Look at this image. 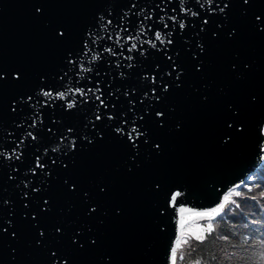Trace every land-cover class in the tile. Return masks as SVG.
Instances as JSON below:
<instances>
[{
  "label": "water",
  "instance_id": "water-1",
  "mask_svg": "<svg viewBox=\"0 0 264 264\" xmlns=\"http://www.w3.org/2000/svg\"><path fill=\"white\" fill-rule=\"evenodd\" d=\"M0 76V264H172L264 161V0H0Z\"/></svg>",
  "mask_w": 264,
  "mask_h": 264
},
{
  "label": "trees",
  "instance_id": "trees-1",
  "mask_svg": "<svg viewBox=\"0 0 264 264\" xmlns=\"http://www.w3.org/2000/svg\"><path fill=\"white\" fill-rule=\"evenodd\" d=\"M226 196L225 210L212 217L217 218L211 233L202 241L188 237L179 247L176 243V264H229L224 253L231 250L239 253L235 264H264V165Z\"/></svg>",
  "mask_w": 264,
  "mask_h": 264
},
{
  "label": "snow or ice",
  "instance_id": "snow-or-ice-1",
  "mask_svg": "<svg viewBox=\"0 0 264 264\" xmlns=\"http://www.w3.org/2000/svg\"><path fill=\"white\" fill-rule=\"evenodd\" d=\"M229 2H230V0H229ZM248 2H249V0H244V3H248ZM228 6H229V5H228L227 3L224 4V7H220V8H219V11H220L221 13H224V12H225V9H226ZM37 11H39V9H37ZM193 15H195V13H193ZM257 20L259 21L260 18L257 17ZM205 23H207V21H205ZM180 27L183 28L184 25L181 24ZM58 34H59L60 36H63V32H59ZM155 37H156L157 40H160V39H161V33H160L159 31H157V32L155 33ZM171 42H172L171 40L168 41L169 44H170ZM154 46H155V45H154ZM132 47L135 48L136 45L133 44ZM198 47L201 49V51H203V45H198ZM165 55H167V51H165ZM168 59H169L170 61H173V63H172V71L168 72L167 75H168L169 77H171V76H172V73L175 72V73H176V79L179 80V79H180V76L182 75V70L179 69L178 65L176 64L175 60L172 59V57H168ZM156 67H157V69H158V68H159V65H157ZM199 67H200V66H198V68H199ZM15 78H19V74H18V73L16 74V77H15ZM147 78H148V77H145V79H147ZM0 79H4V77H3V76H0ZM156 79H157V76H156L155 74H153V76L151 77V80H152L153 85H155V81H156ZM163 87H164V91H166L168 86H167V85H164ZM153 92H155V87H153ZM43 94H44V96H49V95H51V93H50V92H47V91L44 92ZM58 95H59L60 97H64V93H63V92L59 93ZM145 95H147V93H146ZM28 99L30 100L31 97H28ZM97 99H99V97H97ZM155 99L158 100V99H159V96H156ZM100 102H101V104L104 103L103 100H101ZM14 104H15V101H14ZM67 107H68V108H72V107H74V103H69V104L67 105ZM15 110H16V109H15V107H14V108H13V111H15ZM156 115H157L158 117H162L164 114H163L162 112H157ZM96 119H97V120L101 119V116H100V115H96ZM92 126H93V128H95V122H94V121L92 122ZM229 126L231 127V125H229ZM30 127H33V128H34V127H35V124L30 125ZM241 130H242V129H241ZM49 131H51V129H49ZM68 131L71 132L72 129L69 128ZM116 131H117V132H120L121 130H120L119 128H117ZM28 135L31 136L32 134H31V133H28ZM32 139L35 140L36 137H35V136H32ZM89 142L91 143V141H89ZM133 146H135V144H133ZM72 147H73V148L75 147V143H74V142H73V144H72ZM157 147H159V145H157ZM16 159L19 160V159H20V156H16ZM37 161H39V157H37ZM53 163H55V161H53ZM37 166L39 167L40 165L38 164ZM64 167H67V165H64ZM33 172H35V169H33ZM10 178H12V177H10ZM65 183H68V181L66 180ZM70 187H71L72 189H75L76 185H75V184H71ZM40 190H41V189H39V188H34V189H32V191H33V192H36V193H38ZM236 194H237L238 196L240 195V193H236ZM179 195H180V193H176V195L172 197V200L175 202L176 197H178ZM23 196H24L25 198H27V197H28V192H24V193H23ZM224 200H225V203L220 204V205L218 206V208H213V209H211V210L208 211V212H193L191 209H187V208L181 207V208L179 209V212H180L181 214H183V213H189V215H188L186 218H182V219L180 220V222H179V225H180L181 230L184 229V226H185L186 224H188L190 220H193V219H196V218L203 219V218H205V217L211 219L213 216H218V215H220V213L223 212V211L225 210V204H226L227 201L229 200V197L226 196V197L224 198ZM3 203L7 204V203H9V201H4ZM45 204H47V201H45ZM27 206H28V205L25 204V207H27ZM173 206H175V204H173ZM44 210L46 211L47 208H45ZM92 210L95 211L94 208H93ZM33 218H34V219L36 218V214H35V213H33ZM8 224L11 225V224H12V221L9 220V221H8ZM2 231H3V232H7L8 229H7V228H2ZM57 231L59 232L60 229H57ZM206 231L209 232V233H211V232L213 231V226H212V224H208ZM188 232L191 233V232H192V229H188ZM44 234H45L44 231L41 230V231H40V235L43 236ZM193 234L195 235V233H193ZM12 235L15 236V232H13ZM196 239L202 241V240L204 239V237H203L202 235H196ZM225 239H227V237H225ZM92 242L95 243L94 240H93ZM179 246H180V245H179V242H177V247H179ZM176 250H177L176 248H173V249H172V264H176ZM53 255H55V253H53ZM64 264H67V261H64Z\"/></svg>",
  "mask_w": 264,
  "mask_h": 264
},
{
  "label": "rangeland",
  "instance_id": "rangeland-1",
  "mask_svg": "<svg viewBox=\"0 0 264 264\" xmlns=\"http://www.w3.org/2000/svg\"><path fill=\"white\" fill-rule=\"evenodd\" d=\"M262 165H264V161L262 163ZM193 212H208V211H193ZM189 215V213L184 214V216L182 218H186ZM215 218H211V219H200V218H196L193 220H190L188 224H186L184 226V229L180 231V236H179V244H181L182 242H185L187 240L188 237H196V235H202L204 236L205 233L207 232V226L208 224H212L214 226L215 224ZM205 221V222H203ZM207 221V222H206ZM188 229H192V232H188ZM195 233V235L193 234ZM177 241V242H178ZM225 258L230 260L229 264H235V262L237 261V259L239 258V253H237V251L235 250H231V251H227L224 253Z\"/></svg>",
  "mask_w": 264,
  "mask_h": 264
}]
</instances>
